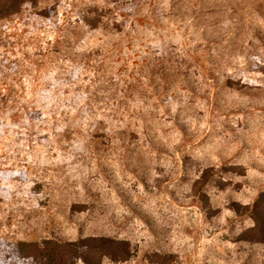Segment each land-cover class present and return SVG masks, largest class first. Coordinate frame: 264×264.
<instances>
[{
  "label": "rangeland",
  "instance_id": "1",
  "mask_svg": "<svg viewBox=\"0 0 264 264\" xmlns=\"http://www.w3.org/2000/svg\"><path fill=\"white\" fill-rule=\"evenodd\" d=\"M169 3L0 15L1 240L124 242L99 264H264V0ZM95 9L133 30L90 32Z\"/></svg>",
  "mask_w": 264,
  "mask_h": 264
},
{
  "label": "trees",
  "instance_id": "2",
  "mask_svg": "<svg viewBox=\"0 0 264 264\" xmlns=\"http://www.w3.org/2000/svg\"><path fill=\"white\" fill-rule=\"evenodd\" d=\"M27 1L29 0H0V15L18 11L19 7ZM176 1L170 0L169 6L172 11H180L179 7H175ZM123 15L127 17L129 14H121V20L114 18L110 28L101 23L104 16L97 9L85 13L81 21L90 32L105 29V31L111 30L112 33L122 36L133 30V28L132 30H125L126 25ZM252 216L255 226L264 237V216L254 211ZM113 243H120L121 245L113 248ZM123 244L124 242H115L105 237H86L64 242L52 239H43L40 242L22 240L11 242L0 239V264H69V262L76 260H80L84 264H99L100 262L96 259L95 253L106 248H112L114 251L115 249H119L121 252L127 251V247Z\"/></svg>",
  "mask_w": 264,
  "mask_h": 264
}]
</instances>
